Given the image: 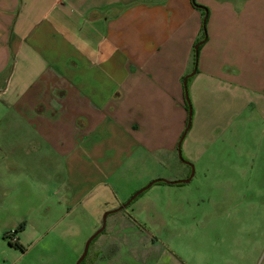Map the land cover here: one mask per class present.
<instances>
[{
	"label": "crops",
	"instance_id": "obj_1",
	"mask_svg": "<svg viewBox=\"0 0 264 264\" xmlns=\"http://www.w3.org/2000/svg\"><path fill=\"white\" fill-rule=\"evenodd\" d=\"M194 5L207 11L206 41L185 94L203 26ZM0 96L18 104L19 118H35L43 136L18 146L25 167L40 174L35 154L48 145L59 186L30 171L0 191V211L17 202L31 216L42 208L50 229L105 211L108 198L112 211L141 188L137 181L159 179L158 166L177 159L187 102L188 131L210 132L205 144L223 120H264V0H0ZM7 157L0 153V164L9 165ZM110 182L125 189L123 201ZM29 222L19 224L26 229L36 218Z\"/></svg>",
	"mask_w": 264,
	"mask_h": 264
},
{
	"label": "rangeland",
	"instance_id": "obj_2",
	"mask_svg": "<svg viewBox=\"0 0 264 264\" xmlns=\"http://www.w3.org/2000/svg\"><path fill=\"white\" fill-rule=\"evenodd\" d=\"M8 101L0 96V148L5 150L0 153L7 154L9 165L13 164L3 160L0 164V191L30 171L33 178L41 175L48 187L58 190L51 182V163L56 160L48 145L35 154L40 174L25 167L28 157L22 158L18 146L22 150L28 144L36 145L43 136L34 123L37 120L19 118L18 104ZM223 122L224 127L218 128L222 132L206 144L210 132L192 135L189 127L180 151L190 169L177 155L172 165H160L156 172L159 179L183 181L179 179L189 169L190 181L154 184L129 206L109 215L103 233L89 248V264L91 260L94 264H264V120L247 114ZM44 163L45 168L50 165L48 171ZM12 166L14 173H10ZM147 178L137 181L135 188L158 179ZM109 188L110 194L124 200L122 186L110 182ZM112 199L103 207L110 209L116 203ZM27 207L17 202L12 209L0 211V264H76L107 213L104 208L96 214L89 209V214L77 216V223L69 222L76 218L70 216L50 229L46 226L50 215H44L41 208L31 216ZM32 218L36 224L24 228L23 250L9 246L5 235L24 220L30 224ZM38 222L43 226L36 228Z\"/></svg>",
	"mask_w": 264,
	"mask_h": 264
},
{
	"label": "water",
	"instance_id": "obj_3",
	"mask_svg": "<svg viewBox=\"0 0 264 264\" xmlns=\"http://www.w3.org/2000/svg\"><path fill=\"white\" fill-rule=\"evenodd\" d=\"M194 48L197 49V46H195ZM195 70H196V67H194L193 72H192L190 75H188V76H186V77L184 78L183 85H184V89H185V94H186V89H187V88H186V82H187V79H188L189 77H191V76L195 73ZM186 99H187V97H186ZM190 124H191V108L189 107V112H188V123H187V126H186V130H185V132L189 129ZM185 132H184V134L181 136V138H180V140H179V142H178V144H177V154H178L179 159H182V157H181L180 147H181V143H182V141H183V138H184V136H185ZM191 176H192V173H191V175H190V177H189L188 179L183 180V181H169V182H168V181H165V180H162V179L153 180V181H151L148 185H146V186L143 187L142 189L138 190V191H137V192H136V193L130 198V200H129L127 203H125L123 206H121V207H119V208H117V209H115V210H112V211H109V212L105 213V215L103 216L102 227H101V228H100L95 234H93V235L87 240V242H86V244H85V246H84V250H83V252H82V254H81V256H80V258H79V260L77 261L76 264H79L80 261L86 256L87 251H88V247H89L91 241H92V240H93L98 234H100V233L105 229V221H106V218H107V216H108L109 214H111V213H116V212L120 211L121 209L125 208V207H126V206H127V205H128L133 199H135L138 195L142 194L144 191H146V190L149 189L152 185H154V184H156V183H158V182H163V183H166V184H168V185L184 184V183H187V182L190 181Z\"/></svg>",
	"mask_w": 264,
	"mask_h": 264
},
{
	"label": "trees",
	"instance_id": "obj_4",
	"mask_svg": "<svg viewBox=\"0 0 264 264\" xmlns=\"http://www.w3.org/2000/svg\"><path fill=\"white\" fill-rule=\"evenodd\" d=\"M194 6L197 7L198 9H200V12H201V14H202V16H203V26H202L201 33H200V35H199V37H198V39L196 40L195 45H194V47L197 46V49H195V48L193 49V54H192V57H191V64H192L193 68L196 67L197 59H198V54H199V50H200L201 46H202V45L205 43V41H206V31H205V26H206V23H207V17H208L206 9H204V8H202V7H199V6H197V5H194ZM195 71H196V70H195ZM187 82H188V80H187ZM189 107L191 108L190 102H187V103H186V108H187L188 111H189ZM191 116H192V109H191ZM182 159H183V158H182ZM159 183H160V184H161V183L163 184V182H158V183H156V184H159ZM164 184H165V183H164ZM136 192H137V191H136ZM136 192H134V193L130 196V198H131ZM140 196H141V194L138 195L135 199H133V200L129 203V205H130L131 203H133V202H134L138 197H140ZM130 198L128 199V201L130 200ZM128 201H127V202H128ZM23 227H24V223L19 224V225L17 226V228H16L14 231L7 233V234L5 235V238L8 239V235H9L10 233H12V234H14V235L16 236V234L19 233V232L21 231V229H23ZM103 231H104V230H103ZM103 231H102L100 234H102ZM100 234H98V235H97V236L91 241V243H90V245H89V248H90V246L92 245V243L96 240V238H97ZM8 244H9V246H11V247H20V248L23 250V248H22L17 242H15V243H11L10 241H8ZM89 248H88L87 255L89 254ZM94 261H95V260H91V261H90V264H93Z\"/></svg>",
	"mask_w": 264,
	"mask_h": 264
},
{
	"label": "flooded vegetation",
	"instance_id": "obj_5",
	"mask_svg": "<svg viewBox=\"0 0 264 264\" xmlns=\"http://www.w3.org/2000/svg\"><path fill=\"white\" fill-rule=\"evenodd\" d=\"M177 155H178V154H177ZM179 160H180L184 165H186V166L190 169L191 166H190V164H189L188 162H184L183 159H179ZM189 175H190V170H189V174H188V176H187V179L189 178ZM165 184H166V183H165ZM167 185H168V184H167ZM175 185H177V184H175ZM126 203H127V202H126ZM123 205H124V204H123ZM123 205H122V206H123ZM127 206H129V204H128ZM127 206H126V207H127ZM126 207H125V208H126ZM123 209H124V208H123ZM121 210H122V209H121ZM111 214H113V213H111ZM111 214H109V215H111ZM109 215H108V216H109ZM108 216H107V217H108ZM88 248H89V247H88ZM87 252H88V251H87ZM78 260H79V259H78ZM79 264H89V254H88V255L86 254V256L80 261ZM93 264H94V263H93Z\"/></svg>",
	"mask_w": 264,
	"mask_h": 264
},
{
	"label": "built area",
	"instance_id": "obj_6",
	"mask_svg": "<svg viewBox=\"0 0 264 264\" xmlns=\"http://www.w3.org/2000/svg\"><path fill=\"white\" fill-rule=\"evenodd\" d=\"M8 238H9V241H10L11 243H15V242H17V238H16V236H15L14 234H12V233H10V234L8 235Z\"/></svg>",
	"mask_w": 264,
	"mask_h": 264
}]
</instances>
